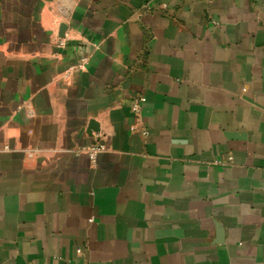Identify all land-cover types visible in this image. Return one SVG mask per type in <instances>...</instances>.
<instances>
[{
    "label": "crops",
    "instance_id": "1",
    "mask_svg": "<svg viewBox=\"0 0 264 264\" xmlns=\"http://www.w3.org/2000/svg\"><path fill=\"white\" fill-rule=\"evenodd\" d=\"M0 264H264V0H0Z\"/></svg>",
    "mask_w": 264,
    "mask_h": 264
},
{
    "label": "built area",
    "instance_id": "2",
    "mask_svg": "<svg viewBox=\"0 0 264 264\" xmlns=\"http://www.w3.org/2000/svg\"><path fill=\"white\" fill-rule=\"evenodd\" d=\"M130 106L134 112H136V113L139 112V110H140V98L133 99ZM143 133L145 134L146 131L144 130ZM103 148H104V146L101 144H94V145L89 146L86 150L88 152L90 159L94 160L97 153L99 151H101ZM90 220H92V218Z\"/></svg>",
    "mask_w": 264,
    "mask_h": 264
},
{
    "label": "water",
    "instance_id": "3",
    "mask_svg": "<svg viewBox=\"0 0 264 264\" xmlns=\"http://www.w3.org/2000/svg\"><path fill=\"white\" fill-rule=\"evenodd\" d=\"M98 129V124L95 120H90L88 126L86 128L87 133H91L92 131H96Z\"/></svg>",
    "mask_w": 264,
    "mask_h": 264
}]
</instances>
